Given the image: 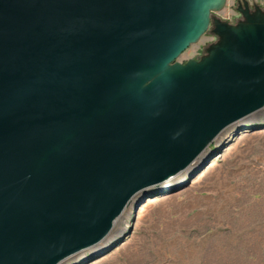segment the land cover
I'll list each match as a JSON object with an SVG mask.
<instances>
[{"label":"water","instance_id":"obj_1","mask_svg":"<svg viewBox=\"0 0 264 264\" xmlns=\"http://www.w3.org/2000/svg\"><path fill=\"white\" fill-rule=\"evenodd\" d=\"M226 3L0 0V264L104 246L264 108V10L212 17ZM211 25L218 41L178 61Z\"/></svg>","mask_w":264,"mask_h":264},{"label":"rangeland","instance_id":"obj_2","mask_svg":"<svg viewBox=\"0 0 264 264\" xmlns=\"http://www.w3.org/2000/svg\"><path fill=\"white\" fill-rule=\"evenodd\" d=\"M247 1L264 10V0ZM238 2L212 17L236 24ZM212 28L178 61L201 59L218 41ZM120 227L66 264H264V108L229 129L196 168L129 206Z\"/></svg>","mask_w":264,"mask_h":264},{"label":"bare ground","instance_id":"obj_3","mask_svg":"<svg viewBox=\"0 0 264 264\" xmlns=\"http://www.w3.org/2000/svg\"><path fill=\"white\" fill-rule=\"evenodd\" d=\"M219 138H221V136ZM199 160H200V158L196 160V163L199 162ZM123 215H124V213H123ZM123 215L121 217H119L118 220L115 222L114 228H113V233H115L121 229L120 220H122Z\"/></svg>","mask_w":264,"mask_h":264},{"label":"flooded vegetation","instance_id":"obj_4","mask_svg":"<svg viewBox=\"0 0 264 264\" xmlns=\"http://www.w3.org/2000/svg\"><path fill=\"white\" fill-rule=\"evenodd\" d=\"M239 2H241V5L244 6V0H239ZM239 2H238V5H239ZM249 6H250V4H249ZM250 8H251V10H254L255 6H254V8H252V7L250 6Z\"/></svg>","mask_w":264,"mask_h":264}]
</instances>
